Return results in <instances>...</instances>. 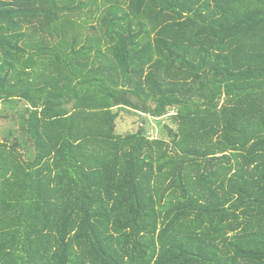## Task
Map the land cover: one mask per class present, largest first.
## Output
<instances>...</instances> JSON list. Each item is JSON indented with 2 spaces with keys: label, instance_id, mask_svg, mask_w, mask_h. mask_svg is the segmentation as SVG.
Wrapping results in <instances>:
<instances>
[{
  "label": "trees",
  "instance_id": "obj_1",
  "mask_svg": "<svg viewBox=\"0 0 264 264\" xmlns=\"http://www.w3.org/2000/svg\"><path fill=\"white\" fill-rule=\"evenodd\" d=\"M4 109L0 264H264V0H0Z\"/></svg>",
  "mask_w": 264,
  "mask_h": 264
},
{
  "label": "rangeland",
  "instance_id": "obj_2",
  "mask_svg": "<svg viewBox=\"0 0 264 264\" xmlns=\"http://www.w3.org/2000/svg\"><path fill=\"white\" fill-rule=\"evenodd\" d=\"M117 111L120 112L116 128V133L118 135L125 136L130 133H136L140 129H144L147 136H149L151 139L165 138L167 140H170V138L167 136V133L165 132V127L170 126L171 128H176V124L169 116H166L163 119H153L148 115L136 113L133 111H121L115 109V112ZM175 112L176 111H172L173 114ZM2 114L3 118L0 120V139L5 140L8 137V133L11 129L19 130V135L20 127L18 123V117H16L15 115V111L4 109L2 111ZM10 142H13V140H11Z\"/></svg>",
  "mask_w": 264,
  "mask_h": 264
}]
</instances>
